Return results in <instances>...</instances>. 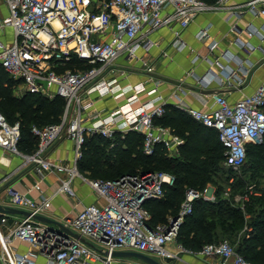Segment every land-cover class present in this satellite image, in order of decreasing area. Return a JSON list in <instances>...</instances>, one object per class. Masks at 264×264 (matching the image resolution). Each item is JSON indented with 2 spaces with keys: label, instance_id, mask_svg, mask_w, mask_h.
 <instances>
[{
  "label": "built area",
  "instance_id": "2783aa9c",
  "mask_svg": "<svg viewBox=\"0 0 264 264\" xmlns=\"http://www.w3.org/2000/svg\"><path fill=\"white\" fill-rule=\"evenodd\" d=\"M227 2L4 0L7 14L0 7V63L30 92L50 98L62 97L66 106L61 122L31 127L38 140L33 153H24L19 148L20 122L10 123L0 112V147L23 156L24 163L34 164L39 174L68 171L69 179L61 180L57 192L69 196L75 195L72 179L82 175L78 160L82 157L87 135L99 134L111 139L116 134L134 131L143 135L146 154H153L156 146L162 144L168 156H177L184 139L171 127L154 121L165 113L166 105L160 102V96H153L157 84L151 89L143 82L120 86L117 79L106 78V75L115 71L112 66L122 54L138 60L139 48L145 51L154 45L150 33L174 22L180 27L174 30L173 44L183 47L182 30L199 14ZM244 5L246 11L264 19V0H246ZM6 27L13 30L9 41L3 38ZM254 31L253 28L248 34ZM206 35L204 30L201 37ZM261 36L264 38V34ZM143 94L149 98L143 99ZM106 95H125L126 102L111 112H89L96 97ZM178 106L193 119L217 130L225 149L223 164L226 167L241 168L246 161L247 145L264 141V81L253 93L235 102L215 93L210 109ZM64 136L72 139L75 145L74 166L70 168L47 157L52 145ZM83 178L102 201L83 206L62 222L92 244L60 233L34 218L37 214L45 215L51 206V197L36 199L8 186L11 203L28 210L30 215H21L7 232L0 229V264H37L35 258L40 255L46 258L47 264H112L116 250L138 251L162 260L179 259L182 253H188L205 258L217 256L222 264H252L228 239L207 243L198 251L177 241L184 217L193 211V202L198 198L215 201L210 186L203 190L188 188L177 221L172 222L171 216L167 223L151 227V213L146 203L165 196V186L175 182L172 174L138 171L117 178ZM8 217L0 213V226ZM15 238L27 241L37 252H14L10 244Z\"/></svg>",
  "mask_w": 264,
  "mask_h": 264
},
{
  "label": "crops",
  "instance_id": "0c3cea01",
  "mask_svg": "<svg viewBox=\"0 0 264 264\" xmlns=\"http://www.w3.org/2000/svg\"><path fill=\"white\" fill-rule=\"evenodd\" d=\"M245 2L246 0H228L219 8L199 14L182 30L180 37L185 44L181 48L173 44L176 38L174 30L180 27L178 22L151 32L149 37L154 45L145 51L139 48L138 60L122 54L112 66L115 71L106 75V78L117 79L120 86L143 82L147 89H151L157 84V92L153 96H160L161 103L177 108L178 105H184L207 110L212 107L215 93L224 95L230 102L253 93L264 81V38L261 36L264 34V19L246 11ZM253 28L254 33L249 35L248 31ZM204 30L207 35L201 37ZM119 72L121 73L117 76ZM142 97L149 98L146 94ZM96 98L94 107L89 110L91 113L111 112L126 102L125 95ZM61 139L52 145L47 157L70 168L75 161L74 141L67 136ZM24 162L23 156L0 147L1 205L16 207L7 194L8 186H14L36 199L51 197V206L46 210L45 216L59 221L76 214L85 205L102 201L83 178V174L72 179L71 186L75 195L69 196L64 192H57L61 180L69 179L68 171L39 174L34 164ZM36 185L40 186L39 189ZM8 216L7 222L0 226L3 232H7L21 214ZM170 217L169 215L167 220L155 222L153 226L167 223ZM10 245L11 250L17 253L28 250L37 252L36 248L21 238H15ZM170 246L174 248V244ZM132 259L116 257L112 264H133L130 262ZM35 261L37 264H47L43 255L36 257ZM137 261L138 264H145L141 260ZM163 261L166 264H222L217 256L205 258L188 253H182L179 259Z\"/></svg>",
  "mask_w": 264,
  "mask_h": 264
},
{
  "label": "trees",
  "instance_id": "16d2710c",
  "mask_svg": "<svg viewBox=\"0 0 264 264\" xmlns=\"http://www.w3.org/2000/svg\"><path fill=\"white\" fill-rule=\"evenodd\" d=\"M16 84V79L0 63V112L10 123L20 122L22 138L19 148L24 153H33L38 140L31 127L61 122L65 99L58 96L50 99L29 91L16 96L13 92ZM154 121L171 127L184 139L177 156H168L162 144L156 146L153 154H146L143 151V135L134 131L125 134L128 144L116 143L114 146H111V139L91 134L86 136L82 146L79 171L85 177H89L87 173H106L108 177L104 178H117L138 171L172 174L175 182L165 186V196L146 203L151 213V227L155 222L165 221L169 215L179 213L188 188L203 190L211 181H218L216 200L198 198L193 202V211L184 217L177 241L188 249L198 251L207 243L229 238L237 252L252 264H264V185L262 180H257L264 179V141L247 145L246 160L248 155L251 159L247 170L242 168L238 173L231 167L223 166L225 149L216 129L205 126L170 104L165 105V113ZM255 155L257 157L253 158ZM225 172L226 176L222 177ZM246 176L255 180L248 183ZM223 184L233 187L230 198L223 196ZM249 186L254 189L252 194H248L250 190H245ZM243 193L249 195L245 211L239 204L232 203L235 194ZM244 212L250 215L247 220ZM248 228L252 229L248 231ZM241 230L243 233L240 234Z\"/></svg>",
  "mask_w": 264,
  "mask_h": 264
},
{
  "label": "rangeland",
  "instance_id": "374dc122",
  "mask_svg": "<svg viewBox=\"0 0 264 264\" xmlns=\"http://www.w3.org/2000/svg\"><path fill=\"white\" fill-rule=\"evenodd\" d=\"M0 7L2 8V10L4 11V14H7V11H6V7H5V4H4V0H0ZM12 28L11 27H6L5 29H4V31H3V33H4V35H3V38H4V40H10L11 39V37H12ZM123 70V69H122ZM121 70V71H122ZM121 72H119L118 74H117V76L120 74ZM17 81V84H16V86H15V88H14V90H13V92H14V94L16 95V96H19L20 94H23V93H25V92H28L29 90L27 89V87L23 84V83H21L19 80H16ZM30 92V91H29ZM34 93H37V94H41V93H38V92H34ZM43 95V94H42ZM45 96V95H44ZM95 95H93V97H94ZM46 97H48V96H46ZM48 98H50V97H48ZM50 99H52V98H50ZM84 99V95L82 96V100ZM65 106H66V104H65ZM64 115V114H63ZM62 140V139H61ZM60 140V141H61ZM59 141V142H60ZM143 141H144V137H143ZM58 142V143H59ZM116 143H118V144H120V143H123V144H128L127 143V137H125V134L124 135H121V134H116V136L115 137H113V138H111V146H114ZM170 157H172V156H170ZM257 156L255 155L253 158H256ZM251 159V156H249L248 155V158H247V160H246V163H245V165H244V167L242 166L241 168H238V169H233V170H235V171H237L238 173H240L241 172V170H242V168L243 169H246L247 170V167H248V165H249V160ZM224 163V162H223ZM223 166L225 167V168H227L224 164H223ZM87 176H89L88 178H95V177H102V178H104V177H108V175L106 174V173H102V174H100V173H98V174H94V173H87ZM222 177H225L226 176V172L225 173H222V175H221ZM216 179V178H215ZM246 180H247V182L249 183L251 180H255V179H251L249 176H246ZM258 181L259 180H262V183H263V185H264V179L262 178V179H257ZM230 181V180H229ZM232 182V181H231ZM219 183H218V181H211L209 184H208V186H210L211 187V189H212V194H214V196H215V200H216V197H217V195H216V190L218 189V185ZM223 187H224V192L222 193L223 194V196L224 197H228V198H230L231 197V194L234 192L233 190V187L230 185V184H223L222 185ZM241 188H244V186L243 187H241ZM246 191H249L248 192V194H252V191L254 190L253 188H252V186H249V188L248 189H245ZM253 194H255V193H253ZM234 200H233V204L235 205H237V204H239L240 205V207H241V209L243 210V211H245V207H244V205H245V202L247 201V200H249V195H247V193H243V195L242 194H235L234 195V198H233ZM244 214L246 215L245 216V218H246V220L248 219V217H250V215L249 214H246V212H244ZM252 228H248V231H250ZM243 230H244V228H243ZM243 230H241L240 231V234L241 233H243L242 231ZM248 234V233H247ZM229 239V238H228ZM230 240V239H229ZM130 262H133V264H138L137 262H139V261H137V259H135V258H133L132 259V261H130Z\"/></svg>",
  "mask_w": 264,
  "mask_h": 264
},
{
  "label": "water",
  "instance_id": "95a60500",
  "mask_svg": "<svg viewBox=\"0 0 264 264\" xmlns=\"http://www.w3.org/2000/svg\"><path fill=\"white\" fill-rule=\"evenodd\" d=\"M0 212L1 213H8V214H21L24 216L30 215V212L26 209H19L13 206H4L0 204ZM34 218L37 220H40L46 224H48L52 229H55L58 232H64L68 233L70 235H73L76 238H79L80 240L86 242L87 244L91 243L87 241L84 237H82L80 234L77 232L73 231L71 228L68 226H65V224L62 221L52 219L50 217H47L45 215L37 214L34 215ZM179 218V214L172 216V222H176L177 219ZM168 231L166 230V233ZM113 255L115 257H123V258H136L138 260H141L145 264H166L165 261L162 259H158L152 255L145 254L142 252L138 251H132V250H116L113 252Z\"/></svg>",
  "mask_w": 264,
  "mask_h": 264
}]
</instances>
